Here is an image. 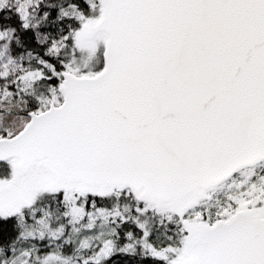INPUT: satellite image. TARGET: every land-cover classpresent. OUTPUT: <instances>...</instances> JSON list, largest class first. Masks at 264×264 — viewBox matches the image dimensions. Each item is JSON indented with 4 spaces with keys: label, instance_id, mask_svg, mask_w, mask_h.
Returning <instances> with one entry per match:
<instances>
[{
    "label": "snow or ice",
    "instance_id": "snow-or-ice-1",
    "mask_svg": "<svg viewBox=\"0 0 264 264\" xmlns=\"http://www.w3.org/2000/svg\"><path fill=\"white\" fill-rule=\"evenodd\" d=\"M0 264H264V0H0Z\"/></svg>",
    "mask_w": 264,
    "mask_h": 264
}]
</instances>
